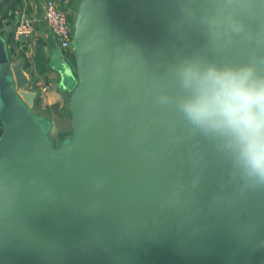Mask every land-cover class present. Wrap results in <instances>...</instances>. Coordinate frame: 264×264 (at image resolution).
Wrapping results in <instances>:
<instances>
[{
    "label": "water",
    "instance_id": "obj_1",
    "mask_svg": "<svg viewBox=\"0 0 264 264\" xmlns=\"http://www.w3.org/2000/svg\"><path fill=\"white\" fill-rule=\"evenodd\" d=\"M74 46L56 146L0 36V264H264V181L181 107L188 68L264 80V0H81Z\"/></svg>",
    "mask_w": 264,
    "mask_h": 264
},
{
    "label": "clouds",
    "instance_id": "obj_2",
    "mask_svg": "<svg viewBox=\"0 0 264 264\" xmlns=\"http://www.w3.org/2000/svg\"><path fill=\"white\" fill-rule=\"evenodd\" d=\"M251 76L249 68H188L185 84L195 97L181 107L194 124L230 136L250 174L264 181V80Z\"/></svg>",
    "mask_w": 264,
    "mask_h": 264
},
{
    "label": "crops",
    "instance_id": "obj_3",
    "mask_svg": "<svg viewBox=\"0 0 264 264\" xmlns=\"http://www.w3.org/2000/svg\"><path fill=\"white\" fill-rule=\"evenodd\" d=\"M47 0H0V36L5 41L13 59L27 58L26 68L31 77L30 88L39 96L34 110L54 123L70 110L71 90L61 84L62 76L55 67L57 57L74 63L60 50L58 41L45 19ZM75 20L81 0H57ZM28 19L32 26L29 36H16L18 25ZM57 44L56 48L54 45ZM58 52V53H57Z\"/></svg>",
    "mask_w": 264,
    "mask_h": 264
},
{
    "label": "built area",
    "instance_id": "obj_4",
    "mask_svg": "<svg viewBox=\"0 0 264 264\" xmlns=\"http://www.w3.org/2000/svg\"><path fill=\"white\" fill-rule=\"evenodd\" d=\"M45 19L58 41L63 54L69 59V52H75L74 20L69 12L64 10L57 0H47L45 4ZM32 26L28 19H23L17 27L16 36L31 35Z\"/></svg>",
    "mask_w": 264,
    "mask_h": 264
},
{
    "label": "rangeland",
    "instance_id": "obj_5",
    "mask_svg": "<svg viewBox=\"0 0 264 264\" xmlns=\"http://www.w3.org/2000/svg\"><path fill=\"white\" fill-rule=\"evenodd\" d=\"M58 53V52H57ZM58 66L61 65L60 56L55 60ZM72 134V115L71 111L68 110L63 114L62 117H57L52 123V128L50 131L51 137L55 140V145L57 146L62 140L68 139Z\"/></svg>",
    "mask_w": 264,
    "mask_h": 264
},
{
    "label": "trees",
    "instance_id": "obj_6",
    "mask_svg": "<svg viewBox=\"0 0 264 264\" xmlns=\"http://www.w3.org/2000/svg\"><path fill=\"white\" fill-rule=\"evenodd\" d=\"M69 59L75 64L76 63V53L75 52H69Z\"/></svg>",
    "mask_w": 264,
    "mask_h": 264
}]
</instances>
